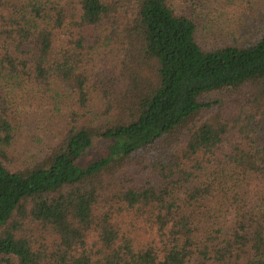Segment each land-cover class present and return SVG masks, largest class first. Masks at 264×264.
<instances>
[{"label":"trees","instance_id":"16d2710c","mask_svg":"<svg viewBox=\"0 0 264 264\" xmlns=\"http://www.w3.org/2000/svg\"><path fill=\"white\" fill-rule=\"evenodd\" d=\"M0 264H264V0H0Z\"/></svg>","mask_w":264,"mask_h":264},{"label":"rangeland","instance_id":"374dc122","mask_svg":"<svg viewBox=\"0 0 264 264\" xmlns=\"http://www.w3.org/2000/svg\"><path fill=\"white\" fill-rule=\"evenodd\" d=\"M105 148L106 146L103 141L96 140L94 146L90 149L88 153V158L91 160L101 157L102 155L105 154Z\"/></svg>","mask_w":264,"mask_h":264}]
</instances>
